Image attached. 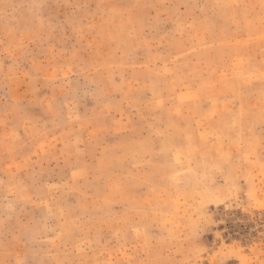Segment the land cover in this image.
I'll return each mask as SVG.
<instances>
[{"label": "rangeland", "instance_id": "1", "mask_svg": "<svg viewBox=\"0 0 264 264\" xmlns=\"http://www.w3.org/2000/svg\"><path fill=\"white\" fill-rule=\"evenodd\" d=\"M0 264H264V0H0Z\"/></svg>", "mask_w": 264, "mask_h": 264}]
</instances>
